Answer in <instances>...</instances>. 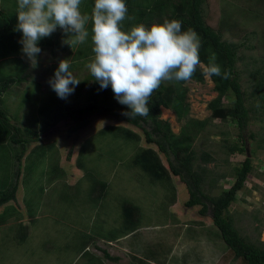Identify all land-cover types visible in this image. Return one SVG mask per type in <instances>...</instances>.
Masks as SVG:
<instances>
[{"label": "rangeland", "instance_id": "1", "mask_svg": "<svg viewBox=\"0 0 264 264\" xmlns=\"http://www.w3.org/2000/svg\"><path fill=\"white\" fill-rule=\"evenodd\" d=\"M85 2L82 0L80 5L84 14L89 9ZM232 3L233 0H206L203 10L206 24L214 30H218L223 22L222 5H227L229 11L233 10L231 22L235 23L230 27L234 29L225 26L223 39L243 46L238 53V56H243V60L238 61L237 68L242 90L251 98L246 106L251 110L252 120L245 136L249 132L255 136V141L246 138L253 170L244 188L237 193L236 201L230 205L229 214L240 234L258 244L264 243V143L258 147V142L264 139V119L255 118L258 114H254L257 108L254 106V97L250 96L253 80L250 73L257 70L264 75V0H249L245 6L242 4L244 9L254 12L248 14L239 5ZM17 9L18 0H0V12L6 14L10 21H15ZM158 21L157 17H153L144 24L151 26ZM86 27L91 35L92 24L89 22ZM52 34L62 44H68L65 41L71 35L61 28ZM81 45L84 51L87 44ZM41 54L42 61L35 66L30 60H25L27 66L21 63L22 55L15 53L0 58V81L15 78L14 85L2 96L11 123L21 126L28 135L36 133L39 142L44 145L52 144L45 157L41 158V146L39 151L33 153L30 148L34 145L26 148L22 159L21 191L18 195L20 208L11 203L0 210V216L4 219L0 226V264H86L87 261L79 256L82 242L89 238L87 235L91 231H97L100 227H104L101 229L103 238L92 237L90 251L102 258L100 249H105L111 256L118 258L117 262L102 258V264H139L136 259H142L138 256L143 254L150 257L147 256L149 251L156 256L157 261L148 260V264H240L233 260L209 218L200 216L197 208L187 209L183 206L182 200L188 199L186 190H171L170 185L164 184L166 186L163 187L153 181L147 182L145 174L133 165L132 158L138 147H151L145 143L140 129L108 116L94 117L88 128L71 135H68L66 122L55 127L49 125V113L44 112L42 115L41 111L53 103L51 100L72 107L85 104V93L90 88V82H93L87 79L91 74L86 64L93 56L78 61L71 54L60 50L53 53L47 49ZM61 59L69 60L70 71L81 80L67 99L59 98L49 84ZM200 67L205 68L203 64ZM175 84L176 81L162 83L173 87ZM214 86L210 77L206 79L205 76L203 83L192 79L184 82L185 101L189 104L188 116L179 122L173 112L161 108V120L168 121L175 136H180L184 127L192 138L191 146L197 154L204 151L213 156L214 162L206 165L208 177L224 176L218 177L216 188L211 192L212 196H217L231 186L234 169L242 164L245 155L229 154L227 151L226 147L237 142L238 130L230 120L224 122L213 119L208 105L218 97ZM222 103L227 105L228 100L222 99ZM108 126H120L134 132L139 138L138 147L120 135L118 138L107 136L106 139L95 140L97 133ZM7 130L10 134L7 140L10 143L9 150L0 145V190L11 188L16 182L15 160L21 149L11 142L13 137H17L11 127L8 126ZM79 155L83 158L91 157L88 166L93 163V171L96 173L97 169L100 173V176L95 177V174L89 172L90 176L86 178L90 181L95 178L100 183L108 184L101 200L94 198L100 190L93 193L87 190L91 186L89 180L84 179L78 183L83 176V172L75 165ZM161 162L166 169L165 159L162 158ZM57 173L60 178L53 182L47 181L48 175L56 176ZM173 184L175 186L179 182L173 180ZM147 185L152 186V189ZM122 196L128 198L132 207H138L143 227L131 237L127 235L108 241L110 234H124L121 229L125 224V216L119 202ZM26 201L29 204L24 209ZM26 211L35 216L34 221L24 218ZM198 220L204 225L191 224ZM23 225L24 232L21 227ZM23 234L28 237L17 244ZM94 244L100 249H93ZM131 255H134V259Z\"/></svg>", "mask_w": 264, "mask_h": 264}, {"label": "trees", "instance_id": "2", "mask_svg": "<svg viewBox=\"0 0 264 264\" xmlns=\"http://www.w3.org/2000/svg\"><path fill=\"white\" fill-rule=\"evenodd\" d=\"M85 1V5L89 7L86 14L90 15L95 0ZM205 1L206 0H176L175 2L174 0H126L128 15L134 19H126L123 22V27L124 30H130L133 24L146 23L153 17L159 19L158 23H163L164 18L179 19L182 21V30L191 27L201 38V47L199 50L201 64L206 67L209 57L214 52L216 54V63L221 67L222 74L224 72H230L228 79H224L223 75H212L210 77L215 85L214 90L218 93V97L208 105L209 109L212 111L213 119H220L224 122L230 120L237 126V142L232 146L226 147L228 153L245 155L242 164L234 169V180L227 190L221 191L217 196L211 195V192L216 188L218 183V177H224L223 175L218 176L217 178L208 177L209 174L206 165L214 162L213 156L204 151L197 154L191 146L192 138L184 127L181 129L180 136H175L171 132L168 121L161 120V108L173 112L179 122L188 116L189 104L185 101L186 89L183 87L184 82H176L175 87L164 86L161 84L159 89L153 93L149 100V115L132 118L123 114L125 112H130L131 110L115 99L111 86L107 89H101L99 83L94 81V77L90 75L87 79L89 81L93 80V82H90V88L85 93L86 99L83 102L85 103L84 105L80 104L81 106L72 107L51 100L53 103L49 102L51 105L46 106L41 111V114L43 115L44 112L49 113L48 121L51 127L66 122L68 124V135L85 130L90 126L92 119L97 116H108L121 123H125L130 127L140 129L145 143L151 147H138V136L131 130L123 129L120 126L103 127L100 132L97 133V138H95V140H99L98 138L106 139L107 136L118 138L120 135L121 138L128 140V142L134 143V146L136 145L138 149L132 158V162L133 165L145 174L147 182L153 181L163 187L170 185L171 190L180 189V191L183 192L186 190L188 193V199L182 200L183 206L187 209L197 208L200 216L209 218L211 225L218 230L221 241L232 254L233 260L239 261L240 264H264V243L259 242L258 244H255L248 240L246 236L241 235L229 214L230 205L236 201L237 193L244 188L246 180L253 170L252 157L249 156V153L247 152L246 138L255 141V136L250 132L245 136L250 121L252 120L250 116L251 110L246 106L250 97L248 98L247 94L242 90L240 74L238 73L237 68L238 61L243 60V56H238L239 50L243 48V46L242 44L237 45L223 39V30L225 26L226 28L229 27L230 30L234 29V27H230L232 23H235L231 22V16L234 11L227 10V5L223 4L222 9L224 11L222 10L223 16L221 17L223 22L218 30H214L206 24L204 19L203 7ZM246 1L249 0H233L232 5H239L238 7L243 8L241 5L244 4L243 6H245ZM261 1L262 0H260V2ZM165 7L168 9L167 13L165 12ZM242 10L247 14L250 11L251 13H254L251 9L246 10L243 8ZM17 23V16L15 21H10L6 14L0 12V58L15 53L18 54V56L22 55L21 63H25V60L29 59L22 52V45L19 43L22 37V32L15 30ZM58 41L52 34L49 37L42 38L39 41V46L42 51L47 49H50L53 53L55 50L65 51L78 61L90 58L94 55L92 52L93 45L90 33L88 39L84 43V45L87 44L84 51L81 49V44L74 46L75 48H71L70 45L62 44ZM74 49L75 51L73 52ZM41 55V53L38 54L37 63L42 61ZM25 65L27 66L28 64L25 63ZM250 75H253L250 96L254 97V106L257 108V111L254 114H258V116L254 117L263 120L264 75L260 74L257 70H255L253 74L251 72ZM191 79L198 83H203V68L198 67L195 75ZM14 83V77L0 81V145L9 150L10 143L7 140L10 138V134L7 127L10 126L13 133L17 136L16 138L13 137L11 142L16 146H19L21 149L20 154L15 160V168L17 171L16 182H14L11 188H2L0 190V210L5 205L11 203L17 206V208H20L18 195L21 191L20 179L22 173V159L24 153H26V148L34 145L33 148H30V150L33 149L31 152L33 153L36 150L39 151L41 146L42 150L39 155L41 158L45 157L46 152L48 151L47 149L52 145H44L39 142L40 139L36 133L33 132V135L30 133V135H28L23 131L21 126L11 123V119L7 116V112L5 111L6 107L5 103L2 101V96L10 90ZM222 99L228 100V104L224 105ZM252 112L254 111L252 110ZM34 143H37L38 145ZM97 143H101V141ZM263 143L264 139L258 142V147H261V144ZM152 146L155 148H152ZM250 155H252V151H250ZM162 158H164L167 163L166 169L161 162ZM89 160H92L91 157L83 158V156L79 155L75 161L77 169L83 172V176L78 180V183L84 181V179L89 180L86 178V176H90L89 172L95 174V177L100 176L97 169L96 173L93 171L95 169L91 165L93 163H90V167L88 166V163L90 162ZM58 178H60L58 177V173L56 176L48 175L47 181L53 182ZM173 180L178 181L179 184L174 186ZM89 182H91V186L87 188V190L90 189V192L92 193L100 190L99 194L94 196V198L101 200L106 193L108 184L105 182L100 183L95 178L92 179V181L89 180L88 183ZM148 188L152 189V186H148ZM127 200L128 198L125 196L119 198L125 216V224L121 229L124 234L122 236L110 234L108 241H114L121 237L138 233L143 227L138 215V207H132ZM89 201L91 202L90 198ZM27 204H29L27 201L23 204L24 209ZM25 214L24 218L28 221H34V215L32 216L31 214H28L27 211ZM14 215L16 214H13V216ZM3 220L2 216H0V226L3 225ZM100 223L102 224V221ZM24 224L26 223L24 222ZM191 224L200 226L204 225L199 220L193 221ZM21 227L24 232L25 226L23 225ZM103 228L104 227H100L97 231H91L90 235H87L89 238L82 242L80 255L85 262L87 261L86 264H102V258L112 262L118 261L117 257L111 256L105 249L101 250L96 244H94V247L92 248L100 249V251H102V258L93 255L89 249V246H91L90 243L93 242L91 241L92 237L103 238L101 232V229ZM27 237V234H23L22 237H19L17 244L24 241ZM155 257L156 256L152 253L150 261L156 262L157 260ZM141 262L145 263L143 260Z\"/></svg>", "mask_w": 264, "mask_h": 264}, {"label": "clouds", "instance_id": "3", "mask_svg": "<svg viewBox=\"0 0 264 264\" xmlns=\"http://www.w3.org/2000/svg\"><path fill=\"white\" fill-rule=\"evenodd\" d=\"M81 3L82 0H18L15 30L22 32L19 43L33 66L42 51V38L51 36L59 27L71 34L65 43L71 47L83 44L89 37L86 25L91 22L94 55L86 67L101 89L111 86L115 99L131 110L123 114L132 118L149 115V100L162 83L187 82L200 67L201 38L191 27L182 30L181 20L164 18L163 23H137L124 30L123 22L134 19L128 15L126 0H95L90 15L82 13ZM70 68L69 60L61 59L49 79L61 99H67L81 82ZM203 75L206 79L212 75L228 79L230 72L222 74L213 52Z\"/></svg>", "mask_w": 264, "mask_h": 264}, {"label": "crops", "instance_id": "4", "mask_svg": "<svg viewBox=\"0 0 264 264\" xmlns=\"http://www.w3.org/2000/svg\"><path fill=\"white\" fill-rule=\"evenodd\" d=\"M87 12H85V14H86ZM133 235V234H132ZM132 235H129V237H131ZM117 243V242H116ZM140 244V243H139ZM138 244V245H139ZM91 249V248H90ZM133 253V252H132ZM142 254V253H141ZM169 254H171V252L169 253ZM79 255H80V252H79ZM132 257L131 258H133L134 259V255H131ZM147 256H152V252H148V254H147ZM139 258H141L144 262H145V264H148V262L146 263V261H148L149 260V262H151L150 261V257H146V256H144L143 254H142V256H138ZM158 258V257H157ZM136 261H138V263L139 264H141V261L140 260H138V259H136ZM153 264V263H152Z\"/></svg>", "mask_w": 264, "mask_h": 264}]
</instances>
